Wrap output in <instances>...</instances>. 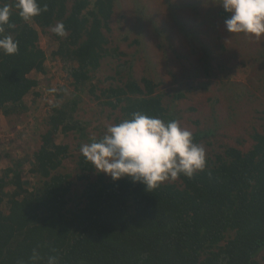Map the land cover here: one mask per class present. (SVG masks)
I'll return each instance as SVG.
<instances>
[{"label":"trees","instance_id":"1","mask_svg":"<svg viewBox=\"0 0 264 264\" xmlns=\"http://www.w3.org/2000/svg\"><path fill=\"white\" fill-rule=\"evenodd\" d=\"M17 2L0 0V7L10 10L0 39L18 42L16 54L0 50V112L24 113L31 105L27 95H39L32 91L38 81L29 75L46 71L39 29L59 23L66 35L51 30L57 42L52 54L64 63L73 91L68 98L65 87L55 93L63 98L49 104L46 130L31 157L10 158L0 173V264H48L49 256L57 264H257L264 249V126L253 131L247 150L225 145L206 156L205 169L192 178L180 174L155 189L127 176L113 180L80 154L76 165L83 186L73 192L70 173L59 171L69 146L55 136L76 130L91 143L107 134L86 135L77 117L84 94L119 109L113 125L137 112L165 123L175 115L155 93L158 82L134 79L132 64L115 65L116 75L128 67L124 82L99 85L95 73L102 59L117 53L108 46L114 0H37L47 11L28 21L19 15ZM220 13L228 18L224 9ZM203 135L195 132L193 142ZM26 161L38 179L31 189L22 169ZM34 251L40 257L35 261Z\"/></svg>","mask_w":264,"mask_h":264},{"label":"rangeland","instance_id":"2","mask_svg":"<svg viewBox=\"0 0 264 264\" xmlns=\"http://www.w3.org/2000/svg\"><path fill=\"white\" fill-rule=\"evenodd\" d=\"M221 4L222 0H114L108 46L117 48V53L102 59L95 73L102 87L120 84L129 70L126 67V72L116 75L115 65L129 63L137 81L144 76L154 79L158 82L155 93L180 127L192 135L204 134L195 143L204 148L206 156L225 145L247 150L253 131L264 126V35L228 32L225 20L231 14L224 18ZM51 30L39 29V44L47 55L46 71L29 74L38 81L32 91L39 95H27L26 103L31 105L24 113L4 116L0 112V173L10 158L28 160L39 148L48 106L59 88L68 89L65 98L72 94L65 65L52 54L57 42ZM56 98L61 101L63 97ZM82 99L77 117L86 135L107 133L119 109L103 106L91 95L84 94ZM75 131L58 132L55 141L69 146L70 156L59 171L70 173L72 190L78 192L83 181L76 160L82 154L81 146L90 142ZM22 169L26 187L31 189L38 179L29 172L28 161ZM90 176L95 177V172ZM2 208H8L6 197ZM257 260L264 264V249Z\"/></svg>","mask_w":264,"mask_h":264},{"label":"clouds","instance_id":"3","mask_svg":"<svg viewBox=\"0 0 264 264\" xmlns=\"http://www.w3.org/2000/svg\"><path fill=\"white\" fill-rule=\"evenodd\" d=\"M221 5L231 14L225 20L228 32H243L257 38L264 35V0H222ZM15 7L25 21L47 11V5L41 8L37 0H18ZM9 17V6L0 7V32L9 24ZM52 31L66 35L62 23ZM0 50L7 55L16 54L18 42L5 36L0 39ZM80 151L96 171L108 174L113 180L127 176L147 189H155L169 179L176 180L180 174L192 178L206 167L204 148L193 142L192 133L181 128L178 121L165 123L139 112L133 113L131 119L109 126L102 139L82 145ZM39 258L34 251L32 259ZM48 264H57V258L49 256Z\"/></svg>","mask_w":264,"mask_h":264}]
</instances>
